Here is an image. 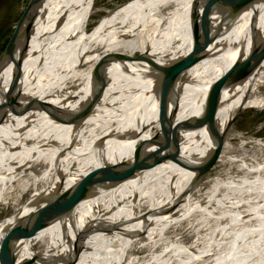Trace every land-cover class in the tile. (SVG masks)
<instances>
[{"label":"bare ground","instance_id":"1","mask_svg":"<svg viewBox=\"0 0 264 264\" xmlns=\"http://www.w3.org/2000/svg\"><path fill=\"white\" fill-rule=\"evenodd\" d=\"M191 1L129 0L93 29L92 0L30 5L12 49L20 74L0 60V105L9 99L0 107V208L10 206L0 215V245L11 244L15 264H264V141L235 155L225 141L217 161L237 170L196 187L217 140L204 125L178 128L172 157L99 184L107 162L138 160L156 147L158 102L171 122L198 115L225 76L219 134L236 109L264 106V55L239 81L227 77L256 39L264 46V0L234 12L227 0H212L201 24L203 7L190 13ZM195 23L211 41L166 83L149 59L181 58ZM143 45L147 59H101ZM76 186L81 195L68 198Z\"/></svg>","mask_w":264,"mask_h":264},{"label":"water","instance_id":"2","mask_svg":"<svg viewBox=\"0 0 264 264\" xmlns=\"http://www.w3.org/2000/svg\"><path fill=\"white\" fill-rule=\"evenodd\" d=\"M34 0H27L23 8L21 9L18 17L16 18L15 24L10 31L8 37L6 38L1 50H0V60L4 57L5 60H11L16 67V74H20V62L17 59H14L12 56L13 46L20 36L21 32L25 26V18L28 13V9ZM226 1V0H225ZM252 0H227L229 4L232 6V12L240 9L247 3ZM212 0H207L205 5L202 8V13L199 16V23H202L204 12L209 7ZM222 2V1H221ZM196 23L192 25V36H191V45L188 51L182 54L181 58L173 59L171 63L162 64L158 63L152 59H149V64L153 67L157 68L160 71V75L162 79L166 83H173L179 76L180 72L184 70L187 66L197 61L200 57H202L204 49L207 47L209 42L211 41V37L208 35V31L205 30V34L201 37L196 33ZM256 34H254V37ZM264 37V34H263ZM255 40L254 45L249 49L248 53L244 56H240L239 58H235L231 65L227 69V77L232 81H239L240 78L248 74L259 62V60L264 55V46L263 48L256 44ZM109 58H117V59H147L146 56L141 55L140 53L125 54V53H117V52H105L101 55V59L104 61ZM182 66L183 63H185ZM182 66V67H181ZM226 80L225 76H219L214 84L210 87L205 97V103L203 109L200 111L198 115L189 116L179 120L178 122H171L169 119L164 116L166 111V104L162 102L157 103L158 110V124L160 130L162 132L161 138L159 139L156 147L149 152L145 157L140 158L138 160L125 161L121 160L114 163L107 162L105 168L102 170V173L99 176V184L104 187H108L112 184H116L123 179L133 176V174L141 169L148 168L161 160L172 157L174 154V149L176 148L178 142V128H194L199 126H205L207 131L212 132L215 136V140H217L216 147L214 149V155L210 161V163L205 167V169L200 173L201 178L206 175L207 170L214 164L216 161L217 155L220 151L224 138L227 134V130L231 124L232 119L238 113V111L244 107H240L235 110L230 119L227 122V126L225 128V132L219 134V126L215 118L216 109L218 105V98H216V94L219 92L221 86L224 84ZM262 84V83H261ZM260 84V85H261ZM9 99L3 101L0 105L8 103ZM81 184V183H79ZM74 194H69V196L81 195V187H74ZM35 225V223H34ZM14 257L11 253V244L9 242H5L0 245V264H15ZM28 260L25 261V264H28Z\"/></svg>","mask_w":264,"mask_h":264},{"label":"rangeland","instance_id":"3","mask_svg":"<svg viewBox=\"0 0 264 264\" xmlns=\"http://www.w3.org/2000/svg\"><path fill=\"white\" fill-rule=\"evenodd\" d=\"M128 1L129 0H92L91 11L87 20V28L93 29L97 21L103 18V15L105 16L114 7L124 4ZM206 1L207 0H192V10H190V13L196 11L200 7H203L205 5L203 3H206ZM26 2L27 0H0V43L4 44L6 38L8 37L15 24L16 18L18 17L21 9ZM168 9L172 10L173 8L168 7ZM146 49V45L140 46L135 53L144 55ZM138 60L140 59H135L134 61L136 62ZM261 90L264 91L263 86L261 87ZM225 141L229 144L230 147L235 148V151L231 152L232 155L237 154V152L241 148L250 151L255 146L253 145V142L264 141V106H246L240 109L232 119L220 149L223 148ZM220 153L221 152L219 151L218 155H220ZM218 155L217 157L219 158ZM217 160L218 159L216 158L214 164L207 170L204 178H201L200 175L198 182L195 184L196 187L201 185V183L203 181H206L207 179H214V177L217 175L222 176L226 173H234V171L237 170L234 169L235 163H223ZM30 171L32 172V169H30ZM34 174L37 175V173L35 172ZM37 187L39 188V186ZM31 190L36 189L31 185L27 189L26 193L23 194V196L28 195ZM192 190L193 189H190V191ZM187 193L189 194V191L184 193V198L187 196ZM21 198L23 197L21 196ZM3 209L4 212L2 211ZM9 210L10 206L4 205L2 208H0V215L7 213ZM174 231H176L175 228L171 227L167 229L166 232L173 233ZM159 249H157L156 251H158ZM146 251L147 250L144 249L141 252L145 253Z\"/></svg>","mask_w":264,"mask_h":264},{"label":"trees","instance_id":"4","mask_svg":"<svg viewBox=\"0 0 264 264\" xmlns=\"http://www.w3.org/2000/svg\"><path fill=\"white\" fill-rule=\"evenodd\" d=\"M2 46H3V44H2V43H0V50H1Z\"/></svg>","mask_w":264,"mask_h":264}]
</instances>
